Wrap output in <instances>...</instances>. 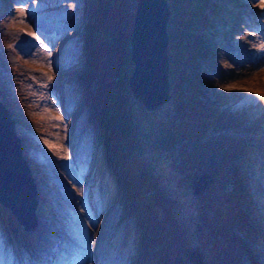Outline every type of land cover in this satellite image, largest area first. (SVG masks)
Masks as SVG:
<instances>
[{
  "label": "trees",
  "instance_id": "obj_1",
  "mask_svg": "<svg viewBox=\"0 0 264 264\" xmlns=\"http://www.w3.org/2000/svg\"><path fill=\"white\" fill-rule=\"evenodd\" d=\"M95 2L90 57L97 82L91 99L98 125L93 134L97 178L109 197L121 191L109 167L108 144L123 173L125 196L134 203L124 216L135 222L124 231L130 245L121 247L140 249L143 216L145 263L242 264L247 247L234 229L240 234L251 233V226L262 229L248 214H256L253 195L263 191L264 128L262 120H248L225 107L227 99L201 87L196 69L207 55L200 30L209 0H166L170 97L151 112L133 99L128 83L137 0ZM78 85L76 95H84L82 84L74 90ZM0 209L20 229L12 210L1 203ZM25 230L20 231L27 238Z\"/></svg>",
  "mask_w": 264,
  "mask_h": 264
},
{
  "label": "rangeland",
  "instance_id": "obj_2",
  "mask_svg": "<svg viewBox=\"0 0 264 264\" xmlns=\"http://www.w3.org/2000/svg\"><path fill=\"white\" fill-rule=\"evenodd\" d=\"M209 3L206 24L200 30L207 55L198 60L196 69L201 87L205 92L227 99L224 106L244 113L248 120L253 117L257 121L262 120L261 127L264 128V7H261L264 3L258 0H209ZM9 6L20 10L14 18L8 15ZM87 7L89 11H86ZM237 7L248 11L256 24L263 22V29L259 28L257 37L251 36L247 22L236 21V17H240ZM96 16L95 0H25L19 6L11 0H0V102L13 120L14 129L26 126L28 132L44 144L31 148L32 143L14 131L33 179L37 205L35 222L32 223L29 214L21 216L18 207L13 204L14 200L11 202L9 199L14 192L16 197H22L21 183L20 189L13 188L11 193L2 196L5 199L4 203L0 201L3 207L8 209L14 205L10 209L17 210L20 224L28 228L25 233H32L33 236L24 238L20 231L22 226L15 228L10 219L6 221L3 218L0 209V264H6L10 255L23 264H60L67 258L65 251L79 250L75 247L80 248L79 252L83 255L73 257L75 261L70 264H96L86 258L96 260L98 254V259H114L112 263L105 261L101 264H148L143 258L147 245L143 216L138 220L140 249L126 250L121 247L130 245L124 238V231L127 225L133 228L135 222L127 216L124 219V216L134 203L126 199L123 173L108 144V163L121 191L109 197L106 187L100 186L97 178L98 145L93 134L98 125L91 115V99L94 98L97 82L91 74L90 57L94 43L91 30ZM222 18H230L234 30L215 34ZM21 21L33 30L34 42L22 40L23 35L14 28L13 24ZM46 39H55V47L65 41L54 66L49 60L43 63L41 59L46 56L45 48L50 47ZM16 42H25L27 52L22 53L14 45ZM215 42H220L227 52L226 67L222 65L220 53L215 59L210 48V44ZM46 73L66 76L55 83V80L48 79ZM13 79L16 81L13 82ZM76 83L82 84L84 95H76L75 92H80L79 85L74 90ZM69 102L74 106L69 108ZM77 115L79 121L74 128L71 123ZM71 129L77 132L73 140L68 137ZM220 133L232 134L229 131ZM31 151L38 153L40 160L32 158L29 155ZM260 178L263 191L259 190L255 198L253 195L251 208L256 210V214L250 211L248 215L258 225L261 223L262 229L251 226L252 232H245L246 235L234 229L244 240L246 255L251 259L243 255L242 264H264V177ZM97 185L99 193L95 192ZM254 188L259 189L258 186ZM36 236H47L56 241V250L41 256V259L34 258L32 248H42L41 255L44 250L46 252L45 244L37 243ZM13 248L17 255L7 254Z\"/></svg>",
  "mask_w": 264,
  "mask_h": 264
},
{
  "label": "water",
  "instance_id": "obj_3",
  "mask_svg": "<svg viewBox=\"0 0 264 264\" xmlns=\"http://www.w3.org/2000/svg\"><path fill=\"white\" fill-rule=\"evenodd\" d=\"M134 14L130 43L133 71L128 83L133 99L151 112L167 103L170 97L166 31L169 8L166 0H137ZM145 58L148 59V65ZM13 126V120L0 102V136L5 157L12 161L18 178L22 179L23 192L26 193L23 197H16L13 204L20 209L17 204L22 198L28 208L20 211L21 216L29 214V219L34 223L37 205L35 187ZM10 201L13 202L12 199ZM12 212L19 217L17 211Z\"/></svg>",
  "mask_w": 264,
  "mask_h": 264
},
{
  "label": "bare ground",
  "instance_id": "obj_4",
  "mask_svg": "<svg viewBox=\"0 0 264 264\" xmlns=\"http://www.w3.org/2000/svg\"><path fill=\"white\" fill-rule=\"evenodd\" d=\"M11 1H13L14 4H16V5L19 6V4L22 3V2H24L25 0H11ZM258 2L264 3V0H258ZM244 4H246V3H244ZM258 7H259V5H258ZM246 8H248V7H246ZM7 11H8V15H11V18H14L15 15H17V12H19L20 10L19 9L14 10V9H12L11 6H9V8H7ZM86 11H89V8L88 7L86 8ZM85 14L87 15V13H85ZM237 14L240 17L239 18L236 17V21L238 20L240 22H247V27L251 31V33H250L251 36L252 37H257L258 36V32H259V28H262L261 25L263 24V22L262 21H259L260 24L259 25L256 24L254 22V20H253L254 19L253 16H251V14L248 13V11H242V9H240L239 7H237ZM22 20H26V19L22 18ZM13 26H14V28H17L19 30L21 36L23 35L22 40L25 39V42L27 40L28 41L30 40V41L34 42L33 30L32 29H29L28 25H26V23L24 21H21L19 23H15V24H13ZM217 27L219 28L220 31L219 30H215V34L221 33V35H222L224 33L233 31L234 28L232 29V27H234V23L230 20V18H222V19L219 20V23H218V26ZM155 36H156V34H155ZM25 42H16L14 45L17 48H19L20 51L22 50L21 51L22 53H26L27 51H25ZM45 42L50 47L48 49L45 48V52L44 53H46L45 54L46 56L41 57V59L44 60L43 63H45L47 60H49L50 61V64L52 66H54V65H56L55 64V59L58 58L59 52H60L61 48L64 47L65 41H63V43L58 44V46H56V47H55V45H56L55 39L54 40L46 39ZM21 45H23V46H21ZM54 47H55V49H54ZM210 48L213 49V51H214L213 54L215 55V59L218 58V52L220 53L219 55H220V60L222 61V65H223V67H226V56H227V52L225 51L223 45L220 42H215V43H211L210 44ZM143 49H145V48H143ZM49 51H50V53H49ZM47 53H49V56H48ZM212 60H213V62H215L214 59H212ZM145 61H146L147 65H148V59L147 58H145ZM215 66H216V63H215ZM46 74H47L48 79H49V77H51L50 81L55 80V83L59 82L60 81V78H64L66 76V75L65 76H55V75H51L50 73H46ZM231 76L234 77L235 75H231ZM15 81L16 80L13 79V82H15ZM68 104H69V108L71 106L72 107L74 106V105H72L73 103H71V102H69ZM63 108L64 107L62 106V109ZM64 116H65V114H64ZM77 117H78V115L76 116V118H74V117H73V119L71 118L72 119L71 126L74 127V128H75L77 122L79 121L77 119ZM70 122H71V120H70ZM67 126H70V125L67 123ZM15 130L21 134V136L23 137V139L24 138L25 139H28L30 141V143H32V144H30V147L31 148H35V145H37V144L44 145L41 142V140L35 139V137H33L32 134L30 132H28L29 129H27L26 126H23L21 128L15 127L14 131ZM68 137H69L70 140L71 139L73 140L74 138L77 137V132L75 133L74 130L71 129V131H69ZM29 155L32 158H35V159H39L40 160L39 154L38 153H35V151L29 152ZM21 180H22L21 178H18V173H17L16 169L13 167L12 161L10 159H8V158L5 157L4 147L2 145V137L0 136V201H2L4 203L5 199L2 196L3 195L6 196V194L11 193L13 191L12 190L13 188L20 189L22 187L21 189H23L24 187L22 185L20 187V183H21L20 181ZM124 188H125V186H124ZM24 191H26V190H24ZM20 195H22V197H23V196L26 195V193L22 192V194H20ZM20 195H18V196H20ZM9 198L12 199V200H15V198H16V192H14V194L12 193L11 195H9ZM126 199H128V198H126ZM23 203H24V201L21 198V200L17 204V205H19L21 207L19 209V211H21V212L23 210H26L28 208L27 205H25ZM17 219L20 220V218L18 216H17ZM20 222H21V220H20ZM26 235H28V236H26L27 238H29L30 236H33L32 233H29V232ZM24 240H26V239H24ZM36 240H37V243H39L41 245H44L45 244V246H46V252L44 250L43 255H41L40 254V251H41L42 248L40 247L41 249H39V246L34 247L35 245H33L32 247H34V248L31 249V252H33L32 254H33V257L34 258L41 259V256L44 257L45 254L48 255L50 253V251L52 252V251L56 250V243H55L56 241H53L51 238L49 239V237H47V236H41V237H37L36 236ZM75 249L76 250L77 249L81 250L78 247L77 248L75 247ZM11 250H12L13 253L12 252L11 253L8 252L7 254H16V251L14 250V248L11 249ZM25 250L28 253V249L25 248ZM79 250L78 251L71 250V251H67V252L65 251V255L67 256L68 259L65 258L64 260L60 261V264H70L71 261H75L74 259H72L73 257H76V256H79L80 257L81 255H83V253L80 254ZM69 252H71V253H69ZM69 254H70V256L68 257ZM96 256H97V259L96 260H91V259H88V258H86V260H88V261L90 260L92 262L95 261L96 264H101V263H103L105 261H108V263H112L114 261V259H109V258L98 259L99 258V254L96 255ZM1 259L3 260L2 257H1ZM6 264H23V263H21L20 261H16V260L12 259V256L10 255L9 258H8V260H7V262H6Z\"/></svg>",
  "mask_w": 264,
  "mask_h": 264
},
{
  "label": "snow or ice",
  "instance_id": "obj_5",
  "mask_svg": "<svg viewBox=\"0 0 264 264\" xmlns=\"http://www.w3.org/2000/svg\"><path fill=\"white\" fill-rule=\"evenodd\" d=\"M261 7H264V4H262ZM49 79H51V77H49Z\"/></svg>",
  "mask_w": 264,
  "mask_h": 264
}]
</instances>
